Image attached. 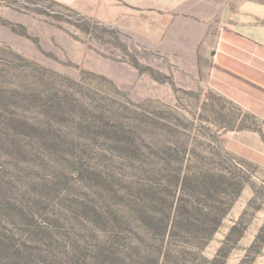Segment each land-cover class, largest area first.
I'll list each match as a JSON object with an SVG mask.
<instances>
[{"label": "rangeland", "instance_id": "obj_1", "mask_svg": "<svg viewBox=\"0 0 264 264\" xmlns=\"http://www.w3.org/2000/svg\"><path fill=\"white\" fill-rule=\"evenodd\" d=\"M235 0H0V264H264V114L216 92Z\"/></svg>", "mask_w": 264, "mask_h": 264}, {"label": "crops", "instance_id": "obj_2", "mask_svg": "<svg viewBox=\"0 0 264 264\" xmlns=\"http://www.w3.org/2000/svg\"><path fill=\"white\" fill-rule=\"evenodd\" d=\"M226 19L215 42L209 83L220 95L264 114V0H235Z\"/></svg>", "mask_w": 264, "mask_h": 264}, {"label": "water", "instance_id": "obj_3", "mask_svg": "<svg viewBox=\"0 0 264 264\" xmlns=\"http://www.w3.org/2000/svg\"><path fill=\"white\" fill-rule=\"evenodd\" d=\"M214 54V52L212 53V55Z\"/></svg>", "mask_w": 264, "mask_h": 264}]
</instances>
